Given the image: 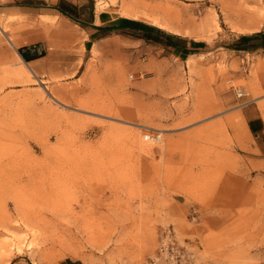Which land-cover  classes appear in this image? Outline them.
Returning a JSON list of instances; mask_svg holds the SVG:
<instances>
[{
    "label": "rangeland",
    "instance_id": "rangeland-1",
    "mask_svg": "<svg viewBox=\"0 0 264 264\" xmlns=\"http://www.w3.org/2000/svg\"><path fill=\"white\" fill-rule=\"evenodd\" d=\"M131 1L0 18V264H153L166 228L167 264H264V153L243 115L264 117V49L235 47L264 32V0ZM100 11L205 46L185 61L129 30L91 40Z\"/></svg>",
    "mask_w": 264,
    "mask_h": 264
},
{
    "label": "crops",
    "instance_id": "crops-1",
    "mask_svg": "<svg viewBox=\"0 0 264 264\" xmlns=\"http://www.w3.org/2000/svg\"><path fill=\"white\" fill-rule=\"evenodd\" d=\"M81 4H82L81 0H0V18L5 20L8 17H14V18L20 16L27 17L28 15H34L35 13H37L40 15L48 14V15H53L55 17L75 20L76 15L80 12ZM125 17L114 16L110 14L108 11H100L98 13L95 12L92 15V20L89 22V25L87 26V31H88L87 34L89 35L91 40L102 38L103 36L106 35L107 32L113 31V30H108L107 29L108 26L113 24L131 23V20H128ZM114 30L130 31L129 28L114 29ZM164 32L165 33H160L161 42H154V43L169 47L172 50V54L174 55V57L178 60L186 61L189 56L195 55L199 49H202L205 46V41L203 39L189 37L173 31H164ZM97 34L100 35L97 36ZM254 41L256 43L253 44H257L256 45L257 48L254 49H264V47L259 46L264 44V38L258 37L253 39L252 42ZM15 42H16V46L17 44L20 43L18 42V40H15ZM243 115L245 116L246 127L249 129V132L255 136L257 140L258 150L264 153V117H262V115L258 112L255 111L251 112L248 111L247 109H243ZM57 264H85V263L78 259L63 258L59 260Z\"/></svg>",
    "mask_w": 264,
    "mask_h": 264
},
{
    "label": "trees",
    "instance_id": "trees-1",
    "mask_svg": "<svg viewBox=\"0 0 264 264\" xmlns=\"http://www.w3.org/2000/svg\"><path fill=\"white\" fill-rule=\"evenodd\" d=\"M129 28L131 31V34L137 35L140 38H143L148 41H153V42H161L160 39V33H165L158 27H155L153 25H147V24H140L137 21H132L131 23L128 24H113L107 27L108 30H114V29H125ZM264 38V32L259 31L255 32L251 35H242L240 37L239 42L235 45L237 49H244L245 46L243 45L245 41H247L250 38ZM243 43V44H242ZM257 44L252 45L253 48L256 47ZM260 47H264V44L259 45ZM21 55L26 59V60H31L35 58L36 56H29L27 52H25L23 49H20Z\"/></svg>",
    "mask_w": 264,
    "mask_h": 264
},
{
    "label": "built area",
    "instance_id": "built-area-1",
    "mask_svg": "<svg viewBox=\"0 0 264 264\" xmlns=\"http://www.w3.org/2000/svg\"><path fill=\"white\" fill-rule=\"evenodd\" d=\"M179 257H181V250L171 229L162 230L156 251L150 257L151 263L161 264V262H164L167 264L168 262H176Z\"/></svg>",
    "mask_w": 264,
    "mask_h": 264
},
{
    "label": "bare ground",
    "instance_id": "bare-ground-1",
    "mask_svg": "<svg viewBox=\"0 0 264 264\" xmlns=\"http://www.w3.org/2000/svg\"><path fill=\"white\" fill-rule=\"evenodd\" d=\"M124 2V1H123ZM132 2V4L133 5H137V6H144V7H149V8H152V7H154V6H157L156 4H152L151 2H147V1H145V0H132L131 1ZM129 4L128 3H124V6L123 7H126L125 9L123 8V11L121 10V12L123 13V14H126V15H132L133 14V12L131 11L132 9V7H129L128 6ZM161 8V7H160ZM101 9H102V7H101ZM162 10V9H161ZM135 13V12H134ZM136 16V15H135ZM138 16V15H137ZM139 17V16H138ZM101 21V20H100ZM1 24H2V22L0 21V28L3 30V31H6V29H4V27L2 28V26H1ZM189 33V32H188ZM7 39L9 40V42L13 45V47H15L16 48V42H15V40L12 38V37H10V36H8L7 35ZM19 42V41H18ZM23 60H24V58H22ZM51 94V93H50ZM53 98H55L54 96H52ZM55 99H57V98H55ZM226 216V215H225Z\"/></svg>",
    "mask_w": 264,
    "mask_h": 264
}]
</instances>
